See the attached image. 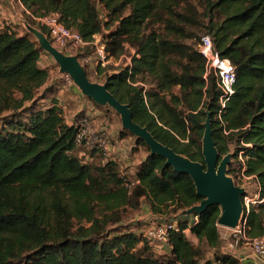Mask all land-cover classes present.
<instances>
[{
  "label": "trees",
  "instance_id": "trees-1",
  "mask_svg": "<svg viewBox=\"0 0 264 264\" xmlns=\"http://www.w3.org/2000/svg\"><path fill=\"white\" fill-rule=\"evenodd\" d=\"M21 1L30 16L59 14L85 40L102 35L111 57L130 48V64L98 66L97 75L104 73L136 122L203 164L210 112L219 158L232 145L234 157L243 151L245 174L256 175L264 197V0ZM203 34L235 66V92L222 108L218 78L205 76L197 47ZM42 51L27 32L0 26V264H198L203 244L218 249L219 204L201 214L181 213L203 199L190 174L176 171L137 137L148 153L136 167L139 182L129 188L112 154L76 143L78 117L69 122L55 95L38 106L50 77L39 64ZM82 147L92 157L104 155L102 163L83 160ZM142 198L155 214L173 206L180 216L169 233L168 259L137 251L150 243L137 227H108L122 220L120 208H136ZM246 218L252 236L264 233V203L252 205ZM214 256L219 264H241L232 253Z\"/></svg>",
  "mask_w": 264,
  "mask_h": 264
},
{
  "label": "rangeland",
  "instance_id": "rangeland-1",
  "mask_svg": "<svg viewBox=\"0 0 264 264\" xmlns=\"http://www.w3.org/2000/svg\"><path fill=\"white\" fill-rule=\"evenodd\" d=\"M23 2L20 3L19 0H0V26H14L18 32H27L28 35L32 39H37V37L27 29V25H30L32 27H36L39 30L43 31L48 39L51 41V43L57 47L58 49L62 50L61 47H58L53 39L50 37L48 29L46 26L42 25L39 20L35 19L34 17H39V16H30L28 13V10L25 8ZM27 10V12H26ZM6 15L7 17H4ZM45 27L46 32L42 29V27ZM108 33V30L104 31V34L106 35ZM104 35V36H105ZM99 38L103 40V36L99 35ZM39 42V41H38ZM42 48V47H41ZM43 49V48H42ZM89 51H91V47L88 48ZM130 48L126 51V56H131L130 55ZM68 55H74V53H66ZM77 55V54H75ZM78 56V55H77ZM79 60L80 57L78 56ZM81 62V60H80ZM127 62L126 57L121 61L122 65ZM40 66L46 67L49 70L50 77L46 85H44L40 89V94L43 93L47 97V99H42L40 102H38V106H41L42 104H50V94H48L49 91H53V89H59L60 93L62 96H66V107L68 108L67 111L65 112L68 116V119L72 120L76 116V113H81L84 110H80L81 106L83 105L81 102V97L76 95L75 93L69 91L68 89H71L70 87H78L75 82L73 84H68L65 81V77L59 76L60 73V66L58 62L55 60L52 54H50L47 50L43 49L39 61ZM83 65V64H82ZM85 67V65H83ZM86 68V67H85ZM116 66L111 65L110 69L114 70ZM86 70H88L86 68ZM88 76L90 77L91 80L105 83L104 80V73H95L93 70L87 71ZM55 84H59L58 88H54ZM42 95V94H41ZM57 95V94H56ZM102 108L103 110V116H101V119H103V122L107 124L111 130L109 131V134L113 135L114 139L111 141L116 143V148L113 150L114 155H116V159L119 160V164L122 170V174L127 176L128 178H133L135 176L136 172V167L141 163V161L146 157L148 153V148L142 143L137 142V136L131 135L130 132H122L123 126H122V121H121V115L116 111L115 108H113L110 105H103ZM75 116V117H74ZM116 135V136H115ZM84 151H86V154L80 153L83 155L82 159L85 160L86 162H90V160H93L95 164H100L102 163L101 160H104L103 157L104 155H101L100 153H97L94 155V157L91 156L90 154V148L88 147H82ZM234 150H235V145L231 146L230 152L233 153V156L231 158V163L228 165V168L230 166L231 168V175L235 182L243 186L245 188V194L242 196V201L244 200V197L247 195L251 197L253 200H261V196H254V194L258 193V185L255 183V176L249 177V175H246L243 168V161L240 159L239 154L234 157ZM119 151L121 153H124L128 155L130 158L127 161L126 159L121 161L119 157H121L118 153ZM112 152V151H111ZM240 152V151H239ZM243 158L244 153L242 154ZM264 198V197H263ZM259 203H264V202H254L251 204L252 205H258ZM244 204V201H243ZM173 206H170V208H165L166 210H163L161 213L162 215H158L157 217H148L147 213L149 209L151 210V206L148 203L147 199L142 198L141 202L139 203L138 207H131V206H125L123 208H120V215L122 216V220L109 225V229L113 231H126L130 227H134L137 234L142 235V230L138 228V226H142L143 224L151 223L154 220H159V219H165V220H170V221H177L179 220V214L178 212H175L172 210ZM245 208V204H244ZM182 213V212H181ZM184 215V214H183ZM142 227H145L144 225ZM141 227V228H142ZM222 241L221 245L218 249L216 248H211L205 244H203V254L199 258V263L198 264H219V262L216 260L214 254L216 251L223 253L224 251L226 252H233V248H239L241 250L242 246H245L242 243H239L237 245L230 246L229 243L233 240L232 234H231V228L221 226L219 225ZM188 234V237L192 239V235L190 234L189 231H186ZM143 236V235H142ZM144 237V236H143ZM194 239V240H193ZM193 242L195 244L198 243V239L193 237ZM148 246H144L143 244H140L137 247V251H140L142 253L148 254V253H153L157 258L159 259H168L171 257L170 255V249L171 245H152L151 243L147 244ZM247 247V246H245ZM151 251V252H149Z\"/></svg>",
  "mask_w": 264,
  "mask_h": 264
},
{
  "label": "water",
  "instance_id": "water-1",
  "mask_svg": "<svg viewBox=\"0 0 264 264\" xmlns=\"http://www.w3.org/2000/svg\"><path fill=\"white\" fill-rule=\"evenodd\" d=\"M38 39L40 46L53 55L60 66L61 74H69L81 92L100 105H110L121 115L122 126L137 137L146 141L152 154H159L166 158V163L178 172L191 175L197 193L203 197L200 203L185 209L182 214H201L212 204L221 206L218 225L237 228L243 220L244 205L242 196L245 188L238 185L228 174L232 152H228L222 159L213 137V126L210 112L204 122L205 130L202 138V152L206 164L193 160L178 153L174 148L159 141L147 126L141 125L133 118L128 103L121 102L107 86V83L93 81L88 76L86 68L81 64L77 55H68L55 47L46 34L36 27L27 25Z\"/></svg>",
  "mask_w": 264,
  "mask_h": 264
},
{
  "label": "built area",
  "instance_id": "built-area-1",
  "mask_svg": "<svg viewBox=\"0 0 264 264\" xmlns=\"http://www.w3.org/2000/svg\"><path fill=\"white\" fill-rule=\"evenodd\" d=\"M22 3L21 0H19ZM40 23L47 27L50 37L58 47L62 48L65 53H74L80 57L81 64L85 65L88 70H93L97 73L98 66H106L108 64L120 65L121 61L126 57L127 63H131V56L122 54L119 58L109 56L106 48V42L99 38V35H94L92 40H85L80 32L67 27L57 13H47L39 17H34ZM90 46L91 51L86 52V47ZM200 53L206 59V73L213 72L218 78V86L221 90L220 103L221 108L225 107L228 100L235 92L236 71L231 60L220 52L217 48L213 37L210 34H203L197 44ZM80 53V55H79ZM66 83L73 84V79L69 74H64ZM219 117L221 114L219 113ZM78 126L76 143L85 144L89 147H95L101 150L105 155H110V146L108 140L109 130H99L94 121L89 115H81L76 121ZM243 151L239 152V157L243 161L245 172V159L242 156ZM256 175H249L253 177ZM139 182V178L135 175L133 178L125 177V185L129 188ZM244 213L245 216L237 228H231L233 240L231 246L239 243L249 247L251 252L259 258H264V233L257 236H252L248 231L246 214L250 211L251 204L254 202H264L261 200H253L249 196L244 197ZM243 204V205H244ZM145 227H142V226ZM139 228L142 230V235L147 238L152 245H170L169 233L177 227V221L159 219L151 223L143 224ZM142 227V228H141ZM255 264V263H254ZM256 264H260L257 262Z\"/></svg>",
  "mask_w": 264,
  "mask_h": 264
},
{
  "label": "crops",
  "instance_id": "crops-1",
  "mask_svg": "<svg viewBox=\"0 0 264 264\" xmlns=\"http://www.w3.org/2000/svg\"><path fill=\"white\" fill-rule=\"evenodd\" d=\"M7 1V0H6ZM25 9V8H24ZM27 11V10H26ZM4 17H7L6 15H4ZM8 18V17H7ZM59 76H62L61 73H59ZM48 82V81H47ZM47 84V83H46ZM45 84V85H46ZM59 85V84H58ZM58 85L55 84V86H53L54 88H58ZM71 89H68L69 91L75 93L76 95H78L79 97H81V102H82V106L81 108L79 109L80 110H84L83 112L81 113H76V117L74 119H76L77 117L81 116V115H89L91 117V119L94 121L95 125L97 126V128L99 130H103V129H108L109 131L111 130V128L105 124L103 122V119H101V116H103V108L102 107H99L98 103H96L93 99L89 98L88 96L84 95L81 90L79 89V87H70ZM50 94V98L51 96H56L57 100L59 101V104L63 107L64 109V115L66 117V119L70 122L72 120L68 119V116L67 114L65 113L67 111V107H66V96H62V94L60 93L59 89H53V91H49ZM57 94V95H56ZM43 99H47V97H44ZM98 104V105H97ZM100 106H103V105H100ZM116 136V135H115ZM114 139L113 135L108 134V140H109V146H110V153L112 154L113 158L116 159V155H114V152L113 150H115L116 148V143L112 142L111 140ZM112 151V152H111ZM121 157L120 160L123 161V160H129V156L124 154V153H121L119 151L118 153ZM118 160V159H116ZM119 161V160H118ZM137 172H135V175H136ZM255 183L258 185V193L254 194V196H258L260 195V184H259V181L257 180V177L255 176ZM149 203V202H148ZM148 217H157L158 215L155 214L152 209L148 211L147 213ZM148 224V223H147ZM140 227V225L138 226V228ZM230 245V243H229ZM231 246V245H230ZM226 252V251H224ZM228 253H232L233 255H235L236 257H238L241 261V264H256L257 262H259L260 264H264V258H259V257H256L250 250L249 247H245V246H242L241 247V250L239 248H233V252H228Z\"/></svg>",
  "mask_w": 264,
  "mask_h": 264
},
{
  "label": "clouds",
  "instance_id": "clouds-1",
  "mask_svg": "<svg viewBox=\"0 0 264 264\" xmlns=\"http://www.w3.org/2000/svg\"><path fill=\"white\" fill-rule=\"evenodd\" d=\"M227 175H229V174H227Z\"/></svg>",
  "mask_w": 264,
  "mask_h": 264
}]
</instances>
